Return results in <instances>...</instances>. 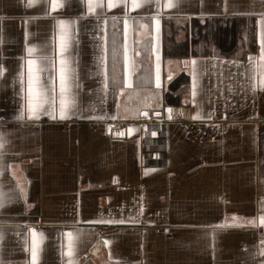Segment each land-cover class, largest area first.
I'll use <instances>...</instances> for the list:
<instances>
[{
  "label": "crops",
  "instance_id": "0c3cea01",
  "mask_svg": "<svg viewBox=\"0 0 264 264\" xmlns=\"http://www.w3.org/2000/svg\"><path fill=\"white\" fill-rule=\"evenodd\" d=\"M111 2L0 0V264H264V0Z\"/></svg>",
  "mask_w": 264,
  "mask_h": 264
},
{
  "label": "snow or ice",
  "instance_id": "6c2138e0",
  "mask_svg": "<svg viewBox=\"0 0 264 264\" xmlns=\"http://www.w3.org/2000/svg\"><path fill=\"white\" fill-rule=\"evenodd\" d=\"M109 6H114L109 0ZM139 6V5H136ZM171 6V5H169ZM92 6L89 5V9L91 10ZM61 28V54L68 47L69 35L68 29L66 27L65 22H60ZM31 51V50H30ZM116 52H113V58L115 59ZM264 60V41H262V54L260 57ZM28 115L29 117L38 118V114L44 110V105L49 104L50 106V115H53L55 112V104L54 101H50L49 92L55 93V79L53 78V82L51 88H45L40 81V73L44 71V68L41 67L33 60L28 61ZM71 69L68 65V61L65 58L60 60V68H59V81H60V108L59 114L61 118H65L68 115V110L70 107L74 105V100L70 96L71 85L69 83L71 79ZM125 71H128V59L125 54ZM127 82V81H126ZM193 95L195 96V83L193 84ZM53 118L55 116L53 115ZM2 147V144H0ZM261 223H264V217H261ZM71 235V234H69ZM36 250H37V239L36 234L33 232V262L36 259Z\"/></svg>",
  "mask_w": 264,
  "mask_h": 264
},
{
  "label": "built area",
  "instance_id": "2783aa9c",
  "mask_svg": "<svg viewBox=\"0 0 264 264\" xmlns=\"http://www.w3.org/2000/svg\"><path fill=\"white\" fill-rule=\"evenodd\" d=\"M173 111H174L173 108L166 107L165 111L162 113V115L164 114V119H181L182 117H184L183 115L179 114V112H176V111L173 112ZM160 119L161 118L153 117V114L148 113V112L143 113L140 118V120H142L143 122H150V121H157V120L160 121ZM112 124H113L114 132L117 135L119 134L121 135L123 130L127 127V125L130 124V122H122L120 120H116L112 122Z\"/></svg>",
  "mask_w": 264,
  "mask_h": 264
},
{
  "label": "rangeland",
  "instance_id": "374dc122",
  "mask_svg": "<svg viewBox=\"0 0 264 264\" xmlns=\"http://www.w3.org/2000/svg\"><path fill=\"white\" fill-rule=\"evenodd\" d=\"M165 108L162 110V113L165 111ZM163 116H164V114H163ZM120 121H122V122H130V124L133 123V122H136V121H131V120H120ZM139 121L142 122V120H139ZM150 122H155V121H150Z\"/></svg>",
  "mask_w": 264,
  "mask_h": 264
},
{
  "label": "water",
  "instance_id": "95a60500",
  "mask_svg": "<svg viewBox=\"0 0 264 264\" xmlns=\"http://www.w3.org/2000/svg\"><path fill=\"white\" fill-rule=\"evenodd\" d=\"M159 115H162V112H160V114Z\"/></svg>",
  "mask_w": 264,
  "mask_h": 264
},
{
  "label": "bare ground",
  "instance_id": "6f19581e",
  "mask_svg": "<svg viewBox=\"0 0 264 264\" xmlns=\"http://www.w3.org/2000/svg\"><path fill=\"white\" fill-rule=\"evenodd\" d=\"M173 112H175V111H173Z\"/></svg>",
  "mask_w": 264,
  "mask_h": 264
}]
</instances>
